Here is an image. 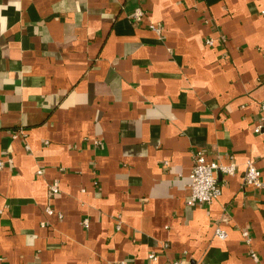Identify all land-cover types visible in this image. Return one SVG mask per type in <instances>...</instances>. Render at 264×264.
I'll list each match as a JSON object with an SVG mask.
<instances>
[{
	"label": "crops",
	"instance_id": "obj_1",
	"mask_svg": "<svg viewBox=\"0 0 264 264\" xmlns=\"http://www.w3.org/2000/svg\"><path fill=\"white\" fill-rule=\"evenodd\" d=\"M263 102L264 0H0V264H264Z\"/></svg>",
	"mask_w": 264,
	"mask_h": 264
},
{
	"label": "built area",
	"instance_id": "obj_2",
	"mask_svg": "<svg viewBox=\"0 0 264 264\" xmlns=\"http://www.w3.org/2000/svg\"><path fill=\"white\" fill-rule=\"evenodd\" d=\"M146 11L139 7L134 13V18L136 21H141ZM152 28L155 29L159 34L162 32V25H152ZM208 45H214V39L208 38L206 40ZM263 111L261 121L255 126V131L264 134V102L261 104ZM11 157L7 159L0 157V170L3 169L7 163H11ZM236 166L234 163L223 164L217 163L214 161H208L205 157V154L202 150L197 149L193 153V166L190 173V181L188 183L190 193L186 199L187 205H196V204H210L216 198H218L222 193V185L215 174V171L220 173L231 175L235 172ZM41 172V171H40ZM244 184L254 186L257 188H264V180L262 179V173L259 167L257 166L255 160L248 159L246 162V170L244 173ZM50 188L53 192L58 191V181H55ZM49 212H52V209L48 207ZM224 220L228 219L227 212L224 213ZM84 225L89 226V220H84ZM216 234L225 238L227 236V231L218 227L216 229ZM246 241L248 244H251L252 240L250 237V232L245 230L243 232ZM251 254L256 257V253L252 250ZM151 258L155 259L156 255L151 254ZM112 264H128L126 260H119ZM165 264H187L184 259H176Z\"/></svg>",
	"mask_w": 264,
	"mask_h": 264
}]
</instances>
